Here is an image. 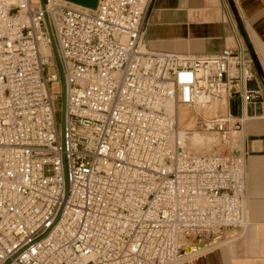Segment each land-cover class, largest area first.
I'll return each instance as SVG.
<instances>
[{
	"label": "built area",
	"instance_id": "built-area-1",
	"mask_svg": "<svg viewBox=\"0 0 264 264\" xmlns=\"http://www.w3.org/2000/svg\"><path fill=\"white\" fill-rule=\"evenodd\" d=\"M151 1L0 0V264H175L188 238L242 226L244 160L229 133L246 118L201 119L229 149L199 152L177 108L235 94L254 108L255 66L228 48L147 49ZM44 12L65 77L66 198Z\"/></svg>",
	"mask_w": 264,
	"mask_h": 264
},
{
	"label": "crops",
	"instance_id": "crops-1",
	"mask_svg": "<svg viewBox=\"0 0 264 264\" xmlns=\"http://www.w3.org/2000/svg\"><path fill=\"white\" fill-rule=\"evenodd\" d=\"M140 38L152 51L214 56L241 52L257 72L260 98L254 108L235 94L233 117H245L237 150L245 170L244 222L201 238V247L175 264H264V0H152Z\"/></svg>",
	"mask_w": 264,
	"mask_h": 264
},
{
	"label": "rangeland",
	"instance_id": "rangeland-1",
	"mask_svg": "<svg viewBox=\"0 0 264 264\" xmlns=\"http://www.w3.org/2000/svg\"><path fill=\"white\" fill-rule=\"evenodd\" d=\"M19 0H9L8 2L13 5L16 4ZM32 2H36V0H31ZM52 90L55 95H58L59 97V102L58 106L61 108V90H60V84H54L51 85ZM56 90H55V89ZM183 107L180 111V119H179V127L180 129L185 132L188 136V145H190L192 148H194L196 151L199 152H212V151H218V150H228L229 148L223 144V142L220 139V133L216 132L215 130H206L202 124L201 119H209L213 118L214 114L217 116H224L228 114H233V111L230 110L229 104L227 101V112H222L224 111L222 109L215 112L213 110H194L192 108H189L187 106H180ZM186 113V114H185ZM230 118V124L228 125L231 129H233V122H235L234 118ZM61 131V123H60V112H59V132ZM230 136V143L231 146L237 147L238 145V140H237V134L234 133L232 130L229 133ZM228 136V137H229ZM209 141V144L207 142ZM227 147V148H226ZM188 243H195L201 244V238H195V237H190L188 238ZM189 247H193V245H190ZM184 250L182 255H184Z\"/></svg>",
	"mask_w": 264,
	"mask_h": 264
},
{
	"label": "water",
	"instance_id": "water-1",
	"mask_svg": "<svg viewBox=\"0 0 264 264\" xmlns=\"http://www.w3.org/2000/svg\"><path fill=\"white\" fill-rule=\"evenodd\" d=\"M66 1L78 4L84 7L94 8L98 0H66ZM39 2H40L41 7L44 8V0H39ZM44 20L46 23V29H47L48 37H49L50 44H51L53 59H54V62H55V65H56V68L59 74V83H60V90H61V108H60L61 131H60V134H61L63 171H64V178H65V198H66L68 194V179H67V174H66L65 154H64V149H65L64 129H65V109H66L65 77H64L61 59L58 53V49H57L52 31H51V27H50L46 12H44ZM13 258L7 259L3 264H11Z\"/></svg>",
	"mask_w": 264,
	"mask_h": 264
},
{
	"label": "bare ground",
	"instance_id": "bare-ground-1",
	"mask_svg": "<svg viewBox=\"0 0 264 264\" xmlns=\"http://www.w3.org/2000/svg\"><path fill=\"white\" fill-rule=\"evenodd\" d=\"M9 1V0H8ZM19 1H21V0H19ZM18 1V2H19ZM75 4V3H74ZM75 5H78V4H75ZM80 6V5H79ZM45 49L46 50H49V47H45ZM56 85V84H55ZM55 89V88H54ZM56 90V89H55ZM182 109H184L183 107H178L177 108V112H178V116H179V119H180V111L182 110ZM222 109L224 110V111H222ZM194 110H199V108H194ZM201 110H213V111H215V112H217V111H219V110H221L222 112H227V99L225 98V97H222V98H220V99H216V100H213V101H211L204 109H201ZM186 114V113H185ZM215 116H217L216 114H214V117ZM184 133V132H183ZM209 141L210 140H208V142H207V144H209ZM190 245H193L194 246V248L192 247H189ZM198 247H201V244L200 243H198V244H195V243H188L187 244V247L184 249V253H186V252H189V251H191L192 249L194 250V249H196V248H198ZM11 264H13V263H11Z\"/></svg>",
	"mask_w": 264,
	"mask_h": 264
}]
</instances>
